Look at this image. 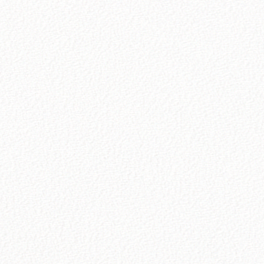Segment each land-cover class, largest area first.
I'll use <instances>...</instances> for the list:
<instances>
[{"label": "snow or ice", "instance_id": "6c2138e0", "mask_svg": "<svg viewBox=\"0 0 264 264\" xmlns=\"http://www.w3.org/2000/svg\"><path fill=\"white\" fill-rule=\"evenodd\" d=\"M0 264H264V0H0Z\"/></svg>", "mask_w": 264, "mask_h": 264}]
</instances>
